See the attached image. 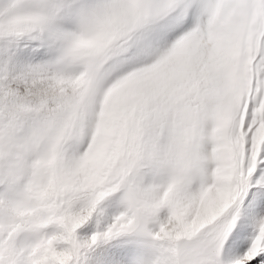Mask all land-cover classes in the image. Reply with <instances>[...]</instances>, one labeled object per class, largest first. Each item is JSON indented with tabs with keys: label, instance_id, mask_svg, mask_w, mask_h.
I'll list each match as a JSON object with an SVG mask.
<instances>
[{
	"label": "snow or ice",
	"instance_id": "obj_1",
	"mask_svg": "<svg viewBox=\"0 0 264 264\" xmlns=\"http://www.w3.org/2000/svg\"><path fill=\"white\" fill-rule=\"evenodd\" d=\"M0 264H264V0H0Z\"/></svg>",
	"mask_w": 264,
	"mask_h": 264
}]
</instances>
